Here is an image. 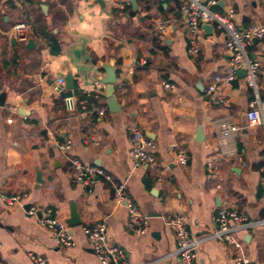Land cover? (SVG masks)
Listing matches in <instances>:
<instances>
[{"label":"crops","instance_id":"obj_1","mask_svg":"<svg viewBox=\"0 0 264 264\" xmlns=\"http://www.w3.org/2000/svg\"><path fill=\"white\" fill-rule=\"evenodd\" d=\"M103 3L101 8L95 0H0V262L34 264L33 255L45 264H99L81 227L103 222L127 264H176L177 240L166 222L181 216L191 236L203 240L198 264H234L235 250L209 236L220 209L250 221L264 218V130L247 122L253 93L244 76L206 93L228 65L224 32L204 25L198 54L191 56L180 1L137 0L133 16L129 0ZM213 10H232L239 29L264 26V0H216ZM158 21L167 26L164 36L156 33ZM17 23L27 26L25 41L10 33ZM247 55L259 64L264 101V37L251 42ZM102 64L116 68V113L106 105ZM67 74L74 84L72 111L61 97L64 86L54 92ZM224 121L237 128L232 138L220 137L218 124ZM131 128L155 143L153 165L133 168ZM66 142L70 149L64 152L60 145ZM176 149L187 155L186 166L175 162ZM69 157L101 168L110 182L98 178L88 192L72 181ZM121 184L147 218L144 235L127 230V210L113 197ZM10 195L24 197L7 207L1 196ZM71 205L81 222L69 227ZM49 208L70 228L73 247L61 246L40 225ZM237 238L249 260L264 264V226L242 230Z\"/></svg>","mask_w":264,"mask_h":264},{"label":"built area","instance_id":"obj_2","mask_svg":"<svg viewBox=\"0 0 264 264\" xmlns=\"http://www.w3.org/2000/svg\"><path fill=\"white\" fill-rule=\"evenodd\" d=\"M178 1H180V10L185 19L189 41L188 52L191 56L198 54L197 38L201 34L204 25H213L225 34L224 47L229 55L228 65L224 74L215 76L213 84L207 87L206 93L209 95L214 93L216 86L230 87L236 80L238 72L244 70L245 83L253 93V100L248 105L246 119L249 125L261 126L264 130V101L260 98L258 85L259 64L247 55V49L251 42L254 39L261 40L264 37V26L253 25L246 29H239L232 20V10H228L225 15L213 10L216 6V0ZM155 30L158 36H164L167 26L163 21H158ZM26 32L27 26L24 23H17L10 30V33L19 41L26 40ZM161 85L165 90L172 91L175 88L173 84L167 82H162ZM63 86V80L59 79L54 87V92L59 94L62 92ZM64 102L67 110L72 111L74 107L73 98H66ZM220 103H225V100L220 98ZM99 114H103V112L100 111ZM218 127L222 139L232 138L237 133V128L227 121L220 122ZM130 134L129 159L133 168L138 169L144 165H153L155 163V143L148 140L137 128H131ZM69 149L70 142L60 145V150L64 152ZM173 155L179 166L187 165L188 157L184 150H173ZM228 155L233 156V153L230 152ZM68 161L73 169L72 181L88 188V192H90L98 178L107 182L111 180L99 167L84 164L76 157H69ZM260 171L263 174L261 200L264 201V155ZM23 197L21 195L1 196V201L5 206L13 207L20 204ZM113 197L117 204L125 206L127 210V230L138 236L146 234L148 229L147 218L138 214L130 203L125 194L124 184L114 186ZM35 213L34 208L28 211V215L31 216ZM39 223L52 234L61 246L71 248L75 245L70 228L56 218V212L52 209L45 210V214L39 219ZM215 223L216 231L209 238L224 242L235 250L234 264H257L249 260L243 253L242 243L238 240L237 233L242 230L264 226V218L259 221H250L244 214L235 210L220 209L216 214ZM166 225L173 230L176 236L175 254L178 259L176 264H198L196 260L197 250L203 240L191 236L186 221L181 216L171 218L166 222ZM81 232L86 237L99 264H127L125 252L107 239L106 227L103 222H98L91 227L82 226ZM29 257L34 264H45L40 258L33 255H29ZM0 264L2 263L0 262Z\"/></svg>","mask_w":264,"mask_h":264},{"label":"water","instance_id":"obj_3","mask_svg":"<svg viewBox=\"0 0 264 264\" xmlns=\"http://www.w3.org/2000/svg\"><path fill=\"white\" fill-rule=\"evenodd\" d=\"M136 1L137 0H129V3L131 5V9H132V12H130L131 16H133L137 10ZM95 3L98 6H100L101 8L104 7L103 0H95ZM252 42L255 43V42H257V40L254 39ZM31 45H32V41L30 40V41H28L27 47L29 48V47H31ZM101 68L105 72V76H104V78L100 79V83H102L103 85L106 86V94H105V97L107 100L106 105H107L110 112L116 113L120 109L116 100H115L114 94H113L114 93V85L116 84V72H115L116 68L110 64H102ZM238 75L245 76V71L244 70L239 71ZM73 87H74V84H73L72 76H71V74H67V76L64 78V89L66 92L62 93L61 97L63 99L72 97ZM37 181H39V179ZM80 222L81 221L79 219V215H78V212L76 210V207L71 205V207H70V218H69V220H67L66 224L69 227H72V226L80 224Z\"/></svg>","mask_w":264,"mask_h":264}]
</instances>
